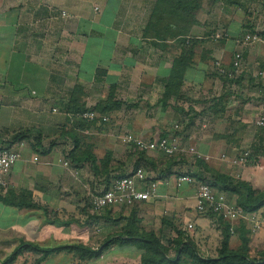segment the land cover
<instances>
[{"label":"crops","instance_id":"obj_1","mask_svg":"<svg viewBox=\"0 0 264 264\" xmlns=\"http://www.w3.org/2000/svg\"><path fill=\"white\" fill-rule=\"evenodd\" d=\"M79 1L0 0V103L23 110L17 112L20 122H0V137L7 136L12 143L14 136L21 133L20 141L24 142L21 158L9 175L8 189L0 191V264L28 244L45 249L62 247L37 264H140L142 250L137 244H111L100 257L90 260L81 257V247L100 249L117 233H122L128 221H138L139 227L160 223L161 228L166 219L162 215L165 209L171 210L173 221L186 231L201 256L210 258L204 254L209 252L210 245L203 243L213 236L217 238L216 255L219 254L223 239L220 224L217 217L199 212L198 217L191 215L196 205L195 189L191 185L180 190L174 185L161 186L160 199L133 205L139 209L138 213L93 214L91 198L87 202L81 196L87 188L82 183V175L86 173L90 179L95 178L88 162L76 164L69 157L75 145L64 132L77 117L71 109L81 107V94L89 91H110L123 100L136 96L149 99L155 94L160 101L157 105L161 107L160 112L171 109L178 97H182L177 103L182 110L198 109L201 103L194 91L199 96L205 93V75L220 79L215 61L231 67L237 51L244 57L241 74L249 73L255 83L254 93H259L261 100L264 97V0H203L196 22L187 25L185 37H176L175 33L166 40L147 31L157 0H103L104 7L96 5L94 12ZM177 27V23L169 26L170 29ZM256 31L260 33V42H242L246 33ZM183 53L191 65L185 71L181 88L175 89L173 85V93H168L167 98V86L174 84V63ZM193 98L196 100L192 101ZM178 116L179 113H173L168 117ZM177 122L182 124L183 119L170 122L168 134L167 128L164 132L165 122L138 117L131 133L145 140L169 136L175 132L172 125ZM39 134L40 143L37 142ZM186 140L189 146L185 148L195 146L211 156V146L206 150L207 145L203 142L198 145L190 134ZM120 144L126 145L121 140ZM163 155L147 151V157L157 165L152 174L146 170L151 179L164 174L175 177L187 169L182 162L191 156L164 159ZM60 158L69 159L71 166L64 167ZM217 165L220 171L249 181L244 177L245 171L242 177H236L231 171L232 168L237 172L245 164L229 161L227 165L222 162ZM133 169L127 167L121 173L126 175ZM150 208L156 211L147 213ZM254 213L262 220L257 232L264 242V207ZM246 227L249 229L248 224ZM241 238L239 232L232 234L230 248L241 247ZM22 254L33 256L35 253L23 248L17 258ZM35 255L39 259L40 255Z\"/></svg>","mask_w":264,"mask_h":264},{"label":"rangeland","instance_id":"obj_2","mask_svg":"<svg viewBox=\"0 0 264 264\" xmlns=\"http://www.w3.org/2000/svg\"><path fill=\"white\" fill-rule=\"evenodd\" d=\"M80 1H82V6H87L88 10H91L92 12H94L93 8L96 5L100 6V8L104 7L103 0ZM182 32L185 31L182 30ZM167 35H169V32H167ZM208 76L211 75H205L204 80L207 82H203V85H205L204 88L206 89L205 93L199 96L194 91L195 98L197 96L199 98L197 99L199 100L198 102L201 103V105L197 107L198 109L191 107L190 110L187 108L182 110L181 108L183 107L177 104L181 102L183 99L182 97H178V101H175V106L171 108L172 110L165 109V111L160 112L161 107H158L160 101H158L155 94H153L149 99H139L138 96H136L135 98L123 100L117 98V94L110 91L105 93L90 91L82 93L81 97L83 99V105L76 110H96L99 114L108 115L110 120L108 123L104 124L99 120L90 121L75 117L74 122L67 125L65 129V136L69 137L72 144H74L75 140H78V145L80 147L78 153L80 156L83 157L88 154H94L97 158V165L101 171L98 177L93 175L95 179H90L89 175L86 173L82 175V183H86L87 188L84 187L85 189L82 191L81 196H83L88 202V199L91 198L95 192H98L97 189L100 186L102 187V184H105L104 182H106L105 180L107 177L110 180L111 178L120 176L122 174L121 171H123V169L125 170L127 167L128 169L135 168L140 152L133 145L120 144V137L123 134L132 131V127L135 125V121L138 117L148 118L151 121L157 119V121L162 122V124L165 122L164 132L167 128L168 134L170 133V122L182 118L184 128L182 132L177 133L179 135V139H181L182 145L185 147L189 146V141L186 139L190 134L194 137L198 145L202 142L203 145H207L206 150H208V147L211 146L212 152L209 164L214 167L218 166V162H222V165H227V162H232L238 156L248 152V157L245 162L246 167H239L237 172L231 168V171L236 177L237 175L242 177V175H244L243 172L245 171L246 176L244 175V177L249 180L248 182L251 183L257 190H263L264 142L261 138L264 136V125L258 124V122L264 120V97L260 100L259 93H254L255 90L253 87H255V83H252L251 77L247 71L246 73L244 71V73L240 74L237 79H234V83L226 82L221 78L216 79L213 75V77ZM224 94H229V99L226 104L223 105L222 109L224 110V113H222L220 112L221 108L217 107L216 109H213V107H210L208 102H218ZM189 98L192 97L189 96ZM195 98H193L192 101H195ZM164 99L165 98L163 97L162 100ZM212 106L216 105L212 104ZM74 110L75 109H71V111ZM22 111L23 110L19 107L7 108L4 104L0 103V122H3L4 124L13 122V120L20 122L21 117H18L17 112ZM172 112L179 113V116L175 119H170L168 116H172ZM203 122H207L208 125L206 128L201 127ZM163 157L164 159H167L166 156L163 155ZM192 157L193 156H190L184 161L181 160L183 161L182 165L187 167L184 171L191 170L193 174H198L199 172L202 173L203 166L198 162H194V158ZM160 158L162 159V155ZM145 166L151 174L156 172V170H153L149 166ZM90 170L91 168L89 165V171ZM246 172H249L248 175ZM91 173L94 174L92 171ZM208 176V179H210V175ZM103 187H105V185ZM226 194L229 199L236 202V196L228 193ZM155 211L156 210L153 208H150L147 210V213H153ZM170 211L171 210L169 209L162 211V215L166 219L162 222L161 228L160 223L154 222L150 223L147 227H139L137 225L139 222L133 221V226L138 231V234H155L159 237L163 244L169 248V256L174 257L176 252L170 239L175 238V230L177 228L180 229V225L173 221L171 214H169ZM105 212L108 214L115 212L118 214H122L123 212L138 213L139 209L136 206H118L117 208L115 207ZM191 215L195 217L200 216L195 209L192 211ZM205 215L217 217L216 219L220 224L219 228L222 229V221L220 217L212 214ZM128 223L129 221L126 224ZM239 223L240 221L235 225L238 226ZM120 233H117L119 235H116L113 238H117L121 234H124V229H122V233ZM236 233L237 232L235 230V234ZM259 233L260 232H253L250 236V238H252L251 256L253 257H256L257 252L260 251V249H264V242L261 240ZM206 242L203 244H209L210 249L208 253L205 252L204 254L210 257L216 255L217 238L213 236L208 239L207 243ZM213 252L214 254H212ZM27 255L28 254H22L18 256V258L15 259L16 261H13L11 264L15 262V264L38 263V255H28V258L26 257ZM216 256L219 255L217 254Z\"/></svg>","mask_w":264,"mask_h":264},{"label":"trees","instance_id":"obj_3","mask_svg":"<svg viewBox=\"0 0 264 264\" xmlns=\"http://www.w3.org/2000/svg\"><path fill=\"white\" fill-rule=\"evenodd\" d=\"M203 0H157V4L152 12L149 26L147 31L150 35L157 37L161 40H166L168 37H173L176 33V37L184 38L188 32V26L196 22V14L201 7ZM232 1V0H225ZM170 22V23H169ZM177 23L178 27L175 29H170V24ZM188 25V26H187ZM184 30L185 32H182ZM169 32V35H167ZM188 48V47H187ZM189 49V48H188ZM185 50V49H184ZM191 65L189 57L186 53H183L174 63L175 71L173 75V83L167 86V94L165 97H169L168 93H173V85H176L175 89H180L183 83V76L186 69ZM226 82H233L228 77L222 76ZM234 83V82H233ZM264 95V89H262ZM223 95V94H222ZM229 99V94H224L218 102L211 101L208 102L210 107L213 109L219 107L221 108L220 112L224 113L222 109L223 105L226 104ZM216 105V106H212ZM107 110V108H106ZM96 111V110H95ZM84 112V110H74L73 113ZM23 138L21 133H18L14 136L13 141H19ZM41 135L39 134L37 139L38 143L41 142ZM264 142V136L261 138ZM78 140L74 141V149L70 152L69 157L76 164L81 162H88L91 168L93 175L98 177L101 173L99 166L97 165V158L94 154H88L83 157L77 152L79 147ZM140 155L138 156V162L136 163L135 169L138 167H144L145 165L149 166L153 170L157 169V165L154 160L147 157L146 150H138ZM78 154H77V153ZM197 162L203 166L202 173L193 174V176L199 179H208L209 183L216 188L218 191L225 192L231 195L236 196L237 204L243 208L247 213H254L259 211L264 207V189L257 190L253 187L248 181L235 178L230 174L220 171L217 167L209 164L210 161H204L198 159ZM145 164V165H142ZM146 169V166L144 167ZM147 170V169H146ZM165 175V174H164ZM162 175V176H164ZM124 176V175H122ZM118 176L116 178L122 177ZM161 176V177H162ZM116 178H112L116 179ZM106 178L105 187H108L112 181ZM25 205V203H23ZM19 205H22L21 203ZM33 206L32 204H29ZM222 221V247L219 250V256L204 258L199 254L197 245L186 235V232L182 229H176V236L174 239H170L172 246L176 252L174 257L169 256V248L166 247L161 239L155 234L143 235L138 234V231L134 228L133 222L129 221L127 226L124 228V234H121L117 238L110 239L106 244L103 245L100 249L93 250L87 247H81L83 253L81 257L85 260H90L95 257H100L106 248L114 243H124V244H137L142 250V258L140 264H264V249H260L257 252L256 257L251 256V230L247 229L246 222L242 220L238 226H236V232H239L242 236V245L238 249L230 248V227L231 224L228 221H225L221 218ZM27 246V247H26ZM22 245L18 250L11 254L2 264H10L19 255L21 249L29 248L35 254H39V262L44 260L48 255L54 251H59L60 248L54 249H45L41 248L35 244ZM167 261V262H166Z\"/></svg>","mask_w":264,"mask_h":264},{"label":"built area","instance_id":"obj_4","mask_svg":"<svg viewBox=\"0 0 264 264\" xmlns=\"http://www.w3.org/2000/svg\"><path fill=\"white\" fill-rule=\"evenodd\" d=\"M22 1V0H18ZM63 16H67L66 12H62ZM261 41L258 31L248 32L243 36L242 42L245 44L257 43ZM244 66V57L241 51H237L234 55L232 66L223 65L221 61H215V70L217 75L228 77L230 80L237 79ZM78 118L86 120H99L102 123H108L110 118L107 115L99 114L95 110H88L77 113ZM264 125V120L258 122ZM207 122H203L201 127L206 128ZM175 131L172 135L162 136L151 140H145L131 132H127L120 137L122 143L133 145L137 150L156 151L163 153L167 157H181L191 155L194 161L198 159L210 161L211 156L200 152L195 146L185 148L179 135L182 130V124L177 122L173 125ZM24 142H9L7 136L0 137V191H6L9 186V175L15 163L21 158V147ZM248 152L243 153L233 160L235 164H245ZM59 162L69 168L71 162L67 158H60ZM171 174H165L162 177L151 179L144 167L134 168L130 173L113 179L108 187L98 190L90 199V210L93 214H102L107 209L116 206H133L139 202H147L150 200L160 199L161 186L169 187L174 185L180 190L185 185H191L195 189L196 205L195 209L201 214H212L223 218L230 222V232L235 233L236 223L244 220L252 232H257L261 228L262 220L255 213H247L240 207L237 202L228 198L225 192L218 191L208 181L209 177L202 180L195 176L191 170L176 173L171 178Z\"/></svg>","mask_w":264,"mask_h":264}]
</instances>
